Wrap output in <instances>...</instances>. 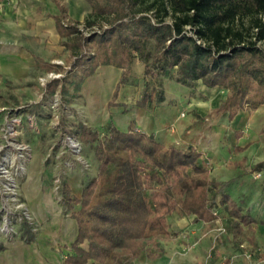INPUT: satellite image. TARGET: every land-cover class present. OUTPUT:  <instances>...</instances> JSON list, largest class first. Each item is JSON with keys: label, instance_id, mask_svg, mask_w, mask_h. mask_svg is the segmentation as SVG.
<instances>
[{"label": "trees", "instance_id": "trees-1", "mask_svg": "<svg viewBox=\"0 0 264 264\" xmlns=\"http://www.w3.org/2000/svg\"><path fill=\"white\" fill-rule=\"evenodd\" d=\"M56 1L59 32L76 57L71 68H79L83 78L102 65L122 70L111 106L121 87L134 85V54L144 61L140 106L165 99L164 79L189 88L198 80L221 86L226 95L219 111L229 121L264 104V0H87L91 11L83 23L67 24L66 6ZM80 25L98 27L86 33ZM149 78L157 81L152 89ZM78 135L85 144L95 143L98 172L80 196L63 183L78 225L75 239L65 245L71 250L65 264H132L144 252L157 259L165 253L161 239L169 235L168 216L175 212L210 223L223 206L239 224L256 221L227 191L231 181L214 180L208 160L193 147L165 145L134 124L121 130L112 120L104 138L83 123Z\"/></svg>", "mask_w": 264, "mask_h": 264}, {"label": "rangeland", "instance_id": "rangeland-1", "mask_svg": "<svg viewBox=\"0 0 264 264\" xmlns=\"http://www.w3.org/2000/svg\"><path fill=\"white\" fill-rule=\"evenodd\" d=\"M81 26L86 33L98 27ZM45 49L51 47L46 45ZM66 56L56 60L62 70L37 67L20 80L11 79L0 69V224L8 220L13 227L12 232L0 233L4 249L27 244L28 230L38 236L43 225H77L63 183L68 182L72 192L80 196L98 172L95 143L85 144L79 139L78 125L83 123L90 130L99 127L86 113L82 71L72 69ZM133 56L134 85L144 91V61L137 54ZM108 68H102L105 90H109L113 78ZM55 80H59L57 85ZM156 82L149 78V89ZM180 85L164 79L165 96ZM183 89L190 91L184 85ZM225 95L226 90L221 88V101ZM244 110V116L234 121L221 114V173L231 181L227 191L237 198L244 212L253 215L254 224L235 222L223 206L216 208L219 218L210 223L197 221L194 216L182 218L175 212L168 216L169 235L161 239L165 253L149 259L144 252L136 260L138 264H264V167L256 168L264 165V104ZM11 117L20 119L13 140L27 145L24 156L6 136L4 127ZM99 131L104 138L107 126ZM74 140L81 146L80 151H75L78 146L73 145ZM5 167L8 173L2 172ZM6 174L13 177L11 189ZM52 251L64 258L71 250L55 242Z\"/></svg>", "mask_w": 264, "mask_h": 264}, {"label": "crops", "instance_id": "crops-1", "mask_svg": "<svg viewBox=\"0 0 264 264\" xmlns=\"http://www.w3.org/2000/svg\"><path fill=\"white\" fill-rule=\"evenodd\" d=\"M60 1L67 10L62 17L64 24L83 22L91 11L87 0ZM60 13L56 0H0V69L11 79L26 78L37 67L46 69L37 65V61L58 63L57 59L67 55L66 63H74L76 57L65 45L68 37L61 36L58 29ZM46 45L51 49H45ZM60 52L63 54L59 55ZM104 67H109L107 70L113 77L109 90L102 88ZM96 71L97 74L83 78L81 89L87 100L86 113L91 123L99 127L97 130L108 126L111 120L121 130H128L134 124L137 130L153 135L165 145L193 147L200 151L202 158L210 162L212 178L218 182L229 181V177L221 173V86L209 88L198 80L197 91L184 86L190 90L186 91L180 85L175 87V92L167 91L163 101L150 102L143 107L137 102L144 91L135 85H125L120 88L116 104L111 106L122 70L102 65ZM244 112L240 110L234 120L244 116ZM228 192L237 200L232 192ZM77 232L78 225H43L38 236L28 230L27 244L12 249L0 245V264H65L67 254L63 258L59 252L52 251V247L56 242L70 249L65 245L75 239ZM141 256L132 264H138L136 260ZM87 264L102 263L89 261Z\"/></svg>", "mask_w": 264, "mask_h": 264}, {"label": "built area", "instance_id": "built-area-1", "mask_svg": "<svg viewBox=\"0 0 264 264\" xmlns=\"http://www.w3.org/2000/svg\"><path fill=\"white\" fill-rule=\"evenodd\" d=\"M57 76H59V75H57ZM182 114H184V113H182ZM19 122H20V119L18 117H11L7 121L4 129H5L6 136L8 137L9 141L11 139L10 142L14 143L16 145V148L20 151V154L24 156V153L27 151V145L13 140V137L15 136V134L17 132V125L19 124ZM69 138L73 139L75 137L71 136ZM12 143H9V144H12ZM74 149H75V151H80L81 150V146H78V148H74ZM209 164H210V162H209ZM6 168L7 167L3 168L2 172L8 173L9 171ZM6 175L8 176V179H9V181H7V184H8L7 187H8V189H11L12 188L13 177L10 176L9 174H6ZM27 216L30 217L29 213H27ZM11 225H12V221L9 222L8 220H7V222L4 225L0 224V233L3 232L5 234H7L9 232H12L13 227Z\"/></svg>", "mask_w": 264, "mask_h": 264}, {"label": "bare ground", "instance_id": "bare-ground-1", "mask_svg": "<svg viewBox=\"0 0 264 264\" xmlns=\"http://www.w3.org/2000/svg\"><path fill=\"white\" fill-rule=\"evenodd\" d=\"M105 86V85H104ZM74 146H78V143L74 140Z\"/></svg>", "mask_w": 264, "mask_h": 264}]
</instances>
